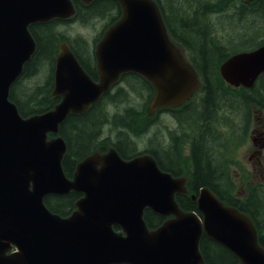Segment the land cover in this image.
<instances>
[{
  "label": "water",
  "instance_id": "water-1",
  "mask_svg": "<svg viewBox=\"0 0 264 264\" xmlns=\"http://www.w3.org/2000/svg\"><path fill=\"white\" fill-rule=\"evenodd\" d=\"M117 1L121 16L94 46L97 79L61 40L50 93L59 101L25 117L9 89L36 48L29 25L70 18L75 6L72 0H0V264H204L203 233L239 264H264V247L246 213L207 186L191 194L199 214L182 210L175 194L186 193L185 178L160 169L150 154L125 159L109 145L66 176L60 124L68 114L87 110L121 74L132 72L152 84L151 111L180 105L200 85L170 39L157 2ZM219 72L232 87L251 88L264 72V43L231 54ZM70 191L82 195L69 215L45 205V196ZM146 208L168 218L149 229Z\"/></svg>",
  "mask_w": 264,
  "mask_h": 264
},
{
  "label": "trees",
  "instance_id": "trees-1",
  "mask_svg": "<svg viewBox=\"0 0 264 264\" xmlns=\"http://www.w3.org/2000/svg\"><path fill=\"white\" fill-rule=\"evenodd\" d=\"M156 2L161 9L169 36L175 44L184 48L188 59L195 66L202 80L198 93H195L199 95L201 105L197 106L193 102L186 101L184 107L177 110L178 113L188 111L194 114L192 121L201 127L194 132L192 137L194 141L191 144V156L196 166L195 176L187 178V193L176 194V200L183 210L196 211V201L191 199L190 194L196 192L201 186L209 187L225 204L234 206L249 215L257 228L259 242L264 247V189L254 185L243 199L233 195L235 180L230 178L225 170L229 163L230 165L235 163L232 154L230 155L228 151L224 157L218 159L219 164L216 166L209 152L211 143L209 131L204 129L210 122L209 115L213 116L218 100L220 98L223 100L218 93L221 91V84L224 83L219 74V64L232 53L250 50L264 43V0L251 2L245 0H156ZM73 3L75 13L70 18H55L29 26L36 48L9 90V99L16 103L22 116L43 113L53 108L59 101V97H52L50 93L54 83L58 43L61 40L68 41L82 67L93 79H97L94 44L101 38L105 29L121 16V6L117 0H92L88 4L73 0ZM229 8H232L233 14L228 12ZM222 15H226L231 20V16L234 17V15L240 19L253 16L256 21H251L250 26L243 27L244 32L237 35L236 43L231 41L232 35L229 42L223 45L218 41V26L215 22V19L221 18ZM98 22L101 23V28L93 38L92 46L85 37L81 35L70 37L66 33L68 24L76 23L81 27L92 28ZM250 27L252 30L249 29ZM260 36L262 39H259ZM121 83L124 86H121ZM227 87L232 90L231 86ZM137 90L145 91V105L146 98L149 99L153 94L150 82L138 74L124 73L119 81L112 85L111 90L102 94L87 110L66 116L59 126V134L66 142V152L61 161L66 176L73 175L78 161L93 153L95 149L104 151L111 143L126 159L142 152L132 146L134 143L126 134L135 128L132 126V117L136 110L133 106H127V102L130 91ZM241 91L245 93V100L249 105L251 103L259 106L261 103L264 107V73L260 75L252 89ZM228 94L233 95V92ZM121 104H123L122 109L110 111L109 106L119 105L120 107ZM229 106L232 107V103ZM106 133L109 134L105 135ZM111 136L114 138L111 139ZM172 157L167 155L164 159L170 160ZM176 157L177 155L174 156L175 160ZM158 162L162 168H165L159 159ZM221 172L225 174L224 177L219 176ZM80 195L73 191L60 195L50 194L44 197V203L51 211L67 216L75 209V202ZM144 219L149 228H155L165 220L163 216L150 209H145ZM199 249L204 264H239V260L233 253L207 238L204 233L199 241Z\"/></svg>",
  "mask_w": 264,
  "mask_h": 264
},
{
  "label": "rangeland",
  "instance_id": "rangeland-1",
  "mask_svg": "<svg viewBox=\"0 0 264 264\" xmlns=\"http://www.w3.org/2000/svg\"><path fill=\"white\" fill-rule=\"evenodd\" d=\"M229 13L233 14L232 8L228 9ZM220 17V16H219ZM232 17V20L227 18L226 15H222L221 18H216L215 22L218 26V41L223 45L228 43L230 36H232L231 41L236 43L237 35L240 32H244V26H250L251 21H256L255 17L247 16L246 18H237L235 15ZM242 21H238V20ZM101 23H95L92 28H85L77 25L76 23H71L66 25V33L70 37L76 35H81L89 40L90 46L93 44V38L100 31ZM252 30V28H249ZM235 33V35H234ZM228 38V39H227ZM259 39H262L260 36ZM219 94L223 97V100L220 98L218 100V105L213 111L212 119L210 120L213 131V143H210V152L212 155V160L214 164H219L218 159L226 155L229 151V154H232V158L235 161L234 164L229 163L225 167L226 172L229 177L235 180V191L233 195L237 198L243 199L249 192L252 186L257 185L260 189H264V149L262 152L261 160L263 162V167L258 169L256 164L255 156L250 157V154L253 147V140L251 136L252 128L258 126L264 127V113H260L259 119L254 122L252 118V110L257 108L256 105L250 103V105L245 100V93L240 87H232L230 90L227 86V83L221 84ZM121 86H124L121 83ZM230 86V85H229ZM234 89V90H233ZM115 91V89H113ZM233 92V95L228 94ZM196 93V92H194ZM145 91L137 90L135 92L130 91L129 101L127 106H133L135 113H133V124L135 127L133 130H130L129 135L132 137V145L137 151L142 149L147 143L150 136H153V131L158 130V135L152 137V139H162L165 134H167V128H172L175 125L174 121H171L168 117L161 115L159 118L148 117L147 114L143 111ZM264 96V94H263ZM235 97V98H233ZM195 98L197 101H200L199 95L196 94ZM232 103V107L229 104ZM195 105H201L198 102ZM123 104L118 106H109L111 112H115L118 109H122ZM136 108V109H135ZM153 111L150 110V113ZM143 114V116H142ZM149 120V121H148ZM191 121H186V124H189ZM108 129V128H107ZM106 133L105 135H108ZM128 136V132H126ZM135 135V136H134ZM129 137V136H128ZM114 136H111L113 139ZM130 138V137H129ZM234 144V147H232ZM244 172V174H243ZM249 184V185H248ZM264 234V233H263Z\"/></svg>",
  "mask_w": 264,
  "mask_h": 264
},
{
  "label": "flooded vegetation",
  "instance_id": "flooded-vegetation-1",
  "mask_svg": "<svg viewBox=\"0 0 264 264\" xmlns=\"http://www.w3.org/2000/svg\"><path fill=\"white\" fill-rule=\"evenodd\" d=\"M182 49L184 50V48ZM184 54L186 57L188 56L187 53ZM198 76L200 77L199 73ZM199 79L201 80V77ZM255 85L256 83H254V85L251 88L242 87V89L250 90ZM187 101L193 102L195 104L199 102L194 97H191ZM185 102L181 103L177 107H163V108L155 109L152 113L150 112L145 113V116L147 114L148 117H151L150 115L153 114L152 118H156V116L157 118H159L161 115L165 114L164 116L168 117L171 121H174L175 125L172 128H167V134H165L161 140L152 139V137H156V135L159 134L158 130L153 131L154 135L150 136L145 146L139 151H143V153L150 154L155 159V161H157V163H159L158 162L159 159V161L164 164L165 168H162V166L158 164L163 171L169 172L175 177L189 178L195 176V169H196L194 160L191 156V144L194 141L192 137H194V132H196L201 126L198 123L192 121V119L195 117L194 114L188 111L186 112L183 111L180 113L177 112V110L182 109L184 107ZM260 113H264V107L261 103L259 104V106H257V108L252 110V118L254 122L259 119ZM211 117L212 114L209 115V120H211ZM188 120L192 121L193 123L190 122L189 124H186V121ZM204 129L209 131V136L211 138L210 141H212L213 143V136H212L213 126L211 122H209V124ZM129 133L130 132H128V136L130 137L129 139L131 140L132 137L129 135ZM251 136L253 140L254 149L252 150L250 157L255 156L258 169H261L263 167L261 156L264 149V127L257 125L256 127L252 128ZM174 141H176V143ZM209 152H210V148H209ZM167 155L173 157L170 160L164 159L165 156ZM176 155L177 157L175 160L174 156ZM187 157L188 159H186ZM173 172L176 173L174 174ZM219 176L224 177L225 174L221 172Z\"/></svg>",
  "mask_w": 264,
  "mask_h": 264
}]
</instances>
